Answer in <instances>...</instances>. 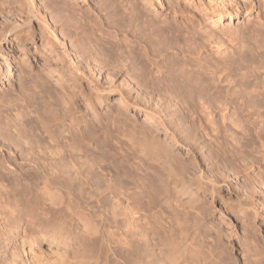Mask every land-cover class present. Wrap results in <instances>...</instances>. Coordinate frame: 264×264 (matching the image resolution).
Masks as SVG:
<instances>
[{"label":"rangeland","instance_id":"1","mask_svg":"<svg viewBox=\"0 0 264 264\" xmlns=\"http://www.w3.org/2000/svg\"><path fill=\"white\" fill-rule=\"evenodd\" d=\"M96 1L69 0L68 4L72 7L73 2L79 3L87 11ZM128 1L121 8L124 9H120L123 18L127 17L126 22L134 16L136 5L145 0ZM186 1H146L142 12H147L140 13L141 19H152L154 25L179 24L182 30L172 47L162 49L159 45L165 52L161 51L159 58H155L160 60L158 72L152 70L150 60L144 62L146 66L140 71L128 69L126 59L121 58L113 64L116 66L113 70L107 62V71L91 72L89 65L93 63L87 58L80 61V57L77 59L73 54L72 61L80 66L83 75L86 74L85 80L66 69L60 49L45 59L44 51L48 46L42 44L39 33H33L22 43L13 41L12 35L7 36L0 44V56H4L0 57V152L7 156L18 143L24 149L68 151L77 155L72 159L75 168L86 169L87 165H93L94 172L101 154H119L128 161L132 191L134 186L139 187L133 192L139 195V203L136 202L141 212L150 219L159 218L162 224L170 221L171 226L176 215L171 203L174 199L169 187L161 184L165 183L163 172L155 162L139 158L130 146L135 137L149 134L150 140L159 139L160 146L173 156L172 165L177 163L186 179L193 178L199 183L192 186L198 198V211H202L205 218L204 238L199 242L200 246L204 244L202 250L205 251L199 258L207 257L206 261L213 264H264V0H189V4ZM20 2L23 3L22 0H0L3 9L0 26L4 21L11 23L19 18L16 9ZM59 5L55 9L57 22L66 25L80 17L74 6L72 13L70 5L62 9ZM208 6L215 11L211 12ZM37 7L49 22L47 12ZM104 9L95 12L100 14L95 20L101 24V30L106 27L101 18L105 19L108 13L107 7ZM226 10L235 14L231 21L225 20ZM144 14L147 15L144 17ZM218 17L220 23H217ZM36 23L33 20L30 24L33 31L38 29ZM211 23L216 26L211 28ZM208 36L219 38V47L213 45L211 39L207 41ZM59 38L71 54L68 41ZM118 38L122 39V35ZM80 39L84 44L80 45ZM80 39L76 40L80 42H77L80 48L76 56L85 52L95 57L98 47L89 45L85 36ZM151 39L154 45L150 46L149 54H155L152 50L157 43L155 38ZM130 77L135 84L138 82L137 86ZM120 96L126 102L123 111L113 105L114 98ZM200 98L205 99L204 104ZM139 132L143 133L139 135ZM8 162L7 165L16 166L13 159ZM109 162L102 161L99 165ZM10 169H0V173L7 179L23 174L19 168ZM24 169L29 174L36 173L31 168ZM67 170L73 174L78 171ZM108 176V170L101 168L94 185ZM95 187L91 192L97 196L99 191L96 192ZM166 199L171 204L166 203ZM193 209L177 210L198 214L197 209ZM154 237H148L149 244L157 241ZM153 243L149 246L159 250L161 246Z\"/></svg>","mask_w":264,"mask_h":264},{"label":"bare ground","instance_id":"2","mask_svg":"<svg viewBox=\"0 0 264 264\" xmlns=\"http://www.w3.org/2000/svg\"><path fill=\"white\" fill-rule=\"evenodd\" d=\"M127 1L97 0L94 4L91 3L93 5H89V10L87 11L81 8L79 3L78 5L73 2L72 7L77 8V12H80V17L75 16L78 20L76 18V21L71 19L65 25V23L63 24L60 21L62 24L57 22L55 9L58 8L59 4H61V7H67L70 5L68 4L69 0L68 2L66 0H22L23 3H17L18 7L16 10L19 18H16V22L13 21L14 19L11 23L4 21L3 26H0V44L9 35L14 36L13 41L22 43V41L30 39L33 33H39L40 37H38L41 39L42 44L48 46L46 49L44 48L45 51L43 50L45 59L56 49H60V58L66 62V69L85 80L86 77L84 75L86 74L83 75L80 66H77L72 61L71 57L73 54L75 58L80 57V61H84L86 58L89 59L93 63L89 65L91 72L93 70L107 71L109 63L113 70V68H116L113 64L121 59H126V63L129 65L128 69L140 71H143L144 62L150 60L152 70H157L158 72L160 60H155V58L158 54H161V51L165 52V50L158 48L159 45H161L162 49L165 46H167V49L172 47L178 41L182 30L179 24L172 23L166 27L154 25L155 22L153 23L152 19L145 17L148 13L143 15L144 19H141L140 13L143 7L146 8L145 2L148 1L150 3L151 0H145L136 5V11H133L134 16L132 17L131 15V19H127L129 22H126L125 18L127 17L123 18L120 9L124 7V3H127ZM186 2L189 4L190 1L187 0ZM210 4L212 5V3L208 5ZM36 5L47 12L50 17L49 22L46 21L45 16L41 14V9L39 10ZM192 6L195 8L194 5ZM72 7L71 11L73 13ZM105 7L108 9V13L106 16L104 15L105 19L101 18L102 23L103 20L105 21L104 25L106 27L103 25L105 29L101 30V24L99 25L95 20L96 15H98L95 12H102ZM153 8L155 9V6ZM0 9L2 14L1 5ZM212 9L211 7L209 10L211 12L215 11ZM64 10L65 12L68 11L63 8ZM196 11L199 10L196 9ZM3 12L5 13V10ZM129 12L133 13L132 11ZM146 12L143 11L142 13ZM71 15L73 16V14ZM234 15V13L231 14L226 10L225 20L231 21ZM140 19L141 22L139 21ZM158 19L161 22V19ZM220 19L218 17L217 23H220ZM33 20L37 22L38 26V29L34 31L32 30L33 27L30 28ZM134 22H137V25H133ZM214 24L211 23L210 27H215L216 24ZM68 26L73 28L74 31L71 32L67 29ZM54 27L56 29L53 30ZM227 27L229 28V26ZM66 30H69V32H66ZM119 34L122 35V39L118 38ZM219 35H216V37ZM73 36H75L76 40H79L81 36H85L89 45L92 47L97 46L98 48L94 51L95 57L85 52H83L82 56H76V50L79 47L77 44L80 42L73 39ZM59 37L68 41L71 54L70 51L68 52L65 49L64 42ZM149 38H155L154 40L157 43L155 47L158 49L153 48L152 50L155 54H149L150 46L154 45L151 44L153 42H150ZM206 39L207 41L211 39L212 44L219 47V38L212 39L211 36H208ZM80 41V45L84 44L81 39ZM10 52L11 50H9ZM151 54L152 56H150ZM0 57L3 58L4 56ZM157 58L159 57L157 56ZM132 81L133 83L135 82L134 79ZM137 83L136 81L134 85L137 86ZM199 101L204 104L205 99L200 98ZM125 103V99L122 96L113 100V105L117 106L121 111H123ZM17 132L19 131L17 130ZM142 133L139 132V135ZM145 134L144 136L137 134L139 137H135L132 140L133 145L131 144L130 146H133L132 150L135 153L137 152L139 158L143 157L147 161L155 162L163 172L165 183L161 184H166L169 187L174 199V202L171 203L176 215L173 214L175 222L173 221L171 226L170 221H166L167 219H163L166 222L162 224L163 221L161 222L159 218L153 216L150 219L148 215L141 212L142 210L137 206L139 195L136 193L137 196H135L133 192L139 187L134 186L133 191L132 187H130L131 173L125 157L115 153H103L99 157V164L102 161L109 160L111 162L102 166L98 164L96 167L97 171L94 172L95 166L93 165H87L86 169L83 167H80V169L75 168L72 164V159H75L77 155L74 153L53 151L52 149L44 151L37 148L36 151L29 147L27 148L31 150H27V148L24 149L19 146L18 143L14 144V150L9 151L7 156L0 152V169L11 170L10 168L16 167L23 171V174H18L19 178L14 179L8 176L7 179L4 174L0 173V264H213L206 261L207 257L205 260L202 259L204 256L201 259L199 258L202 255V251H205L202 250L204 244H201L202 246L199 244V242H202L201 239L204 238L203 226H205V218L202 211H198L200 208L196 205L198 198H196L192 187L197 183V180L193 178H190L191 180L186 179L184 170L177 167V163L172 165L173 156L171 157V154L160 146L161 144L158 143L159 139H157V142L156 140L152 141L147 136L149 134ZM12 159L16 166L7 165L8 161ZM24 167L31 168L36 173L29 174ZM71 167L79 172L70 173L67 169L70 168L72 170ZM101 168L108 170L109 176L103 182L94 185V179ZM93 186H96L95 191H99V195L96 196V193H93ZM91 189L93 190L92 192ZM87 190L88 192H86ZM165 202L171 204L168 199ZM181 208H195L198 214L194 215L192 211V216L188 212L182 213L183 210H177ZM158 212L155 213L157 214ZM159 213L161 214V212ZM150 235L156 236L154 238H157V241L154 240L153 243L152 240V243L154 245L159 244L161 246L159 250L149 246L152 244H149L150 238L148 239V237Z\"/></svg>","mask_w":264,"mask_h":264}]
</instances>
